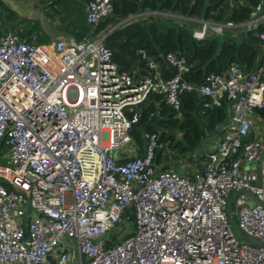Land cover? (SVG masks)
<instances>
[{"label": "built area", "instance_id": "2783aa9c", "mask_svg": "<svg viewBox=\"0 0 264 264\" xmlns=\"http://www.w3.org/2000/svg\"><path fill=\"white\" fill-rule=\"evenodd\" d=\"M82 8L90 29L56 37L52 52L14 30L0 33V264H264V134L246 138L259 129L253 110L264 107L259 71L230 63L194 82L183 75L184 56L162 53L171 68L164 76L139 47L146 71L135 75L117 67L103 41L135 13L95 31L112 0ZM233 24L200 20L191 35ZM258 38L264 46V29ZM187 91L203 107L224 100L229 111L215 145L191 152L181 171L163 166L160 128L141 129V143L131 128L149 94L178 116ZM230 195L248 241L229 228Z\"/></svg>", "mask_w": 264, "mask_h": 264}, {"label": "trees", "instance_id": "16d2710c", "mask_svg": "<svg viewBox=\"0 0 264 264\" xmlns=\"http://www.w3.org/2000/svg\"><path fill=\"white\" fill-rule=\"evenodd\" d=\"M256 1L112 0L110 12L97 23L95 31L128 14L151 10L171 11L216 21L239 22L249 16L252 5ZM0 17L4 23L12 25L16 15L12 9L0 1ZM24 21L26 19H19V23ZM193 23L189 21L177 24L171 22L169 17L155 13L147 18L132 19L115 26L107 33L103 41L110 49L111 59L117 67L128 71L134 70L135 67L140 69L145 67L136 53L139 47L158 61L165 76L171 74V68L164 64L161 54L171 51L182 55L190 63L189 70L183 75L194 82H199L207 72L223 71L232 62L238 64L242 70L250 71L256 69L264 60L257 36V32L264 28L262 23L235 34L223 32L230 30L229 27H224L220 33H211L202 37L191 35ZM87 30V26L82 23L80 33H76V37ZM262 77L264 78V72ZM152 99L158 100L159 105L157 113L148 119V111L155 108ZM226 103L223 100L220 105L204 108L202 96L195 91H187L180 98V116H175L172 107L165 104L159 94L151 93L146 100L139 103V121L144 123L143 129L160 128V137L167 142L166 148L176 150L180 154L189 153L198 145L206 131L208 133L216 131V124L225 121ZM255 109L264 115V107ZM131 134L138 143H141L138 127L131 128ZM158 155L160 156V152H157L156 160Z\"/></svg>", "mask_w": 264, "mask_h": 264}, {"label": "crops", "instance_id": "0c3cea01", "mask_svg": "<svg viewBox=\"0 0 264 264\" xmlns=\"http://www.w3.org/2000/svg\"><path fill=\"white\" fill-rule=\"evenodd\" d=\"M0 1H2L4 5L8 7L9 9H12L16 15V18L12 25L8 23H4L3 20H1L2 25L0 27V33H3L7 30H14L18 32L21 37L28 39L34 43L42 44L44 49L47 52H52V44L56 37L58 36L76 37V33H80L82 23H84L87 26L88 30L90 29V25L87 24L84 20V13H83V8H82L84 0H35L33 7H27V5H25L24 0L21 2L20 7H17L14 4L13 0H10L11 1L10 4L3 0H0ZM258 1H261V8L264 9V0H257L256 2ZM256 2L252 5V10L250 11L249 16L246 19L239 21V22L231 21L234 23L232 26H225V27H229L230 30L232 29L233 32L231 34H235L243 29H250L259 23H262L264 25V21L260 16L261 15L260 12L262 11V9L260 11H255V12L253 10ZM27 12L28 13L32 12L35 15L33 16L30 13L27 15L26 14ZM20 18H24L26 19V21L19 23ZM210 20L216 21L212 19ZM217 22H224V21H217ZM199 25H195L194 27L197 28L199 27ZM258 32H257V36H258ZM215 33H220V31L215 32ZM30 34H31V37H30ZM258 40L261 45L262 53L264 54V46L259 38ZM145 71H146L145 67L143 68L141 67V69L139 67H135L134 69L135 75H141ZM250 71H259V76L264 81V78L262 77L263 72H264V60L256 67V69H253ZM152 101L155 104L154 105L155 108L151 110L157 113V108L159 105L158 100L152 99ZM202 101H203V97H202ZM164 103L166 104L165 101ZM226 105H227L226 112L228 113L229 104L226 103ZM204 108H207V107H204ZM178 116H180V113ZM253 116L255 118V121L259 129H257L256 132L250 131L246 138L253 137L254 133L260 134V135L264 134V115L261 113H258L256 109H254ZM147 117L148 119L151 118L149 116ZM226 118H227V114H226ZM226 118H225V121H226ZM224 122H221V125ZM220 126H218V128H216L215 126L216 131L212 133H208L207 131L205 132V135L200 140L203 146L207 145L212 148L215 145V143L217 142V140L220 138V135H221ZM139 129L141 131V129H143V126L142 128H139ZM203 146L200 149H198V151L194 148L191 152H200L201 150H206L205 148H203ZM163 166L169 167L167 163L166 164L164 163ZM170 167H173V166H170Z\"/></svg>", "mask_w": 264, "mask_h": 264}, {"label": "rangeland", "instance_id": "374dc122", "mask_svg": "<svg viewBox=\"0 0 264 264\" xmlns=\"http://www.w3.org/2000/svg\"><path fill=\"white\" fill-rule=\"evenodd\" d=\"M22 1L23 0H13L14 4L17 7H20ZM34 1L35 0H24L25 5H27V7H33ZM29 13L31 15H33V16L35 15L32 12H29ZM29 13L27 12L26 14L28 15ZM155 13H160L163 16L169 17L171 22H174V23H177V24H182V23H186V22L192 21V22H194L193 23L194 24L193 27L195 25H199L200 24V20L201 21L202 20L211 21L209 18H203V17H198V16H188V15H185V14H178V13L171 12V11H159V10H157V11L151 10V11H144V12L135 13V15L133 17H131V20L132 19H137V18H143V17L147 18L149 15H152V14H155ZM111 24H113V23H111ZM111 24H109V25H111ZM193 27H192V30L194 29ZM226 31L228 33H232L233 32L232 29L231 30L227 29V30H224L223 32H226ZM211 33L212 32H210V34ZM175 133L178 134L177 131H175ZM202 146H203V144L201 142H199L198 145L195 147V149L198 151V149H200ZM203 148L211 149V147L207 146V145H204ZM163 160L165 161V164L167 163V165H169V167L170 166H173V167L176 166L181 171H182V168H184V167H188L189 168V166L192 164V162H191L192 159H191L190 152L189 153L180 154V153H177L176 150H172V149H167V153L165 154V157H164ZM228 222H229V228H230L232 234L236 237V239H241L242 236H241V233H240L239 229L236 226V222L232 218H230ZM65 240H66V244L67 245H71L72 244V240H71L70 237H65Z\"/></svg>", "mask_w": 264, "mask_h": 264}, {"label": "water", "instance_id": "95a60500", "mask_svg": "<svg viewBox=\"0 0 264 264\" xmlns=\"http://www.w3.org/2000/svg\"><path fill=\"white\" fill-rule=\"evenodd\" d=\"M3 1H6V2H8L9 4L11 3L10 0H3ZM11 5H12V4H11ZM220 125H221V122H218V123L216 124V128H218V126H220ZM142 126H143V123L140 122L139 120L136 121V122H134V123H132V127H139V128H142ZM230 202H231V195L229 196V199H228L227 212H228V214L230 215V217H231L232 219H234V216H233V213H232V209H231V204H230ZM242 238H243L244 240H247V241H248V238H247L245 235H242Z\"/></svg>", "mask_w": 264, "mask_h": 264}]
</instances>
